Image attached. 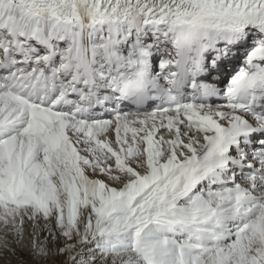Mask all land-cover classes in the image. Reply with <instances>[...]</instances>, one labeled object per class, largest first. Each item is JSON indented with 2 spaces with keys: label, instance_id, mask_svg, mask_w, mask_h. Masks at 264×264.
Returning a JSON list of instances; mask_svg holds the SVG:
<instances>
[{
  "label": "snow or ice",
  "instance_id": "6c2138e0",
  "mask_svg": "<svg viewBox=\"0 0 264 264\" xmlns=\"http://www.w3.org/2000/svg\"><path fill=\"white\" fill-rule=\"evenodd\" d=\"M13 260L264 264V0H0Z\"/></svg>",
  "mask_w": 264,
  "mask_h": 264
},
{
  "label": "bare ground",
  "instance_id": "6f19581e",
  "mask_svg": "<svg viewBox=\"0 0 264 264\" xmlns=\"http://www.w3.org/2000/svg\"><path fill=\"white\" fill-rule=\"evenodd\" d=\"M25 245H27L28 244V241H27V239H25V241L23 242ZM25 259H27V255H26V253H25ZM0 264H3V261H0ZM13 264H15V260H13Z\"/></svg>",
  "mask_w": 264,
  "mask_h": 264
}]
</instances>
